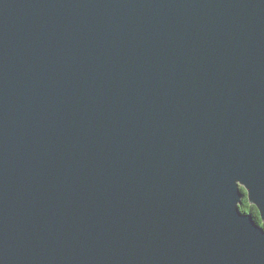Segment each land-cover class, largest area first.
<instances>
[{"label": "water", "instance_id": "1", "mask_svg": "<svg viewBox=\"0 0 264 264\" xmlns=\"http://www.w3.org/2000/svg\"><path fill=\"white\" fill-rule=\"evenodd\" d=\"M246 196L264 0H0V264H264Z\"/></svg>", "mask_w": 264, "mask_h": 264}, {"label": "trees", "instance_id": "2", "mask_svg": "<svg viewBox=\"0 0 264 264\" xmlns=\"http://www.w3.org/2000/svg\"><path fill=\"white\" fill-rule=\"evenodd\" d=\"M243 200L244 201L241 205V210L244 212L248 211L249 213H252L254 217L258 220V222L264 227V221L260 218V214H259L257 207L254 204L250 203L247 196L244 197Z\"/></svg>", "mask_w": 264, "mask_h": 264}, {"label": "bare ground", "instance_id": "3", "mask_svg": "<svg viewBox=\"0 0 264 264\" xmlns=\"http://www.w3.org/2000/svg\"><path fill=\"white\" fill-rule=\"evenodd\" d=\"M244 201V200H243ZM248 212V211H247ZM261 218V217H260ZM257 220V219H256ZM258 221V220H257Z\"/></svg>", "mask_w": 264, "mask_h": 264}]
</instances>
